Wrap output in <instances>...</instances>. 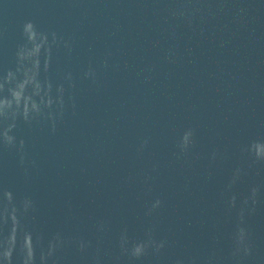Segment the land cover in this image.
Instances as JSON below:
<instances>
[{
  "label": "water",
  "instance_id": "water-1",
  "mask_svg": "<svg viewBox=\"0 0 264 264\" xmlns=\"http://www.w3.org/2000/svg\"><path fill=\"white\" fill-rule=\"evenodd\" d=\"M22 0H0V53Z\"/></svg>",
  "mask_w": 264,
  "mask_h": 264
},
{
  "label": "clouds",
  "instance_id": "clouds-1",
  "mask_svg": "<svg viewBox=\"0 0 264 264\" xmlns=\"http://www.w3.org/2000/svg\"><path fill=\"white\" fill-rule=\"evenodd\" d=\"M159 204H160V201L157 200L156 203L153 205V207H157L159 206ZM245 238H246L245 230L243 228H239L237 235H236V247H235V251L233 255H236L240 253L241 251H243L245 255L248 253L249 249L245 243ZM149 243H152V242L150 241ZM159 247H162V244L157 245V248Z\"/></svg>",
  "mask_w": 264,
  "mask_h": 264
}]
</instances>
